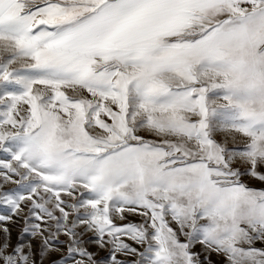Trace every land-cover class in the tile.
Returning <instances> with one entry per match:
<instances>
[{"label": "snow or ice", "instance_id": "1", "mask_svg": "<svg viewBox=\"0 0 264 264\" xmlns=\"http://www.w3.org/2000/svg\"><path fill=\"white\" fill-rule=\"evenodd\" d=\"M0 264H264V0H0Z\"/></svg>", "mask_w": 264, "mask_h": 264}, {"label": "rangeland", "instance_id": "2", "mask_svg": "<svg viewBox=\"0 0 264 264\" xmlns=\"http://www.w3.org/2000/svg\"><path fill=\"white\" fill-rule=\"evenodd\" d=\"M250 183H254V184H256V186H259V184L255 181H250Z\"/></svg>", "mask_w": 264, "mask_h": 264}]
</instances>
